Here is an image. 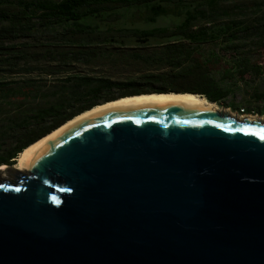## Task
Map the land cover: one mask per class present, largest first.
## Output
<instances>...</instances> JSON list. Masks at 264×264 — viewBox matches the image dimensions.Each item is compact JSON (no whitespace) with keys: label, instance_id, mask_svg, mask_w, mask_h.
Segmentation results:
<instances>
[{"label":"water","instance_id":"obj_1","mask_svg":"<svg viewBox=\"0 0 264 264\" xmlns=\"http://www.w3.org/2000/svg\"><path fill=\"white\" fill-rule=\"evenodd\" d=\"M240 116L180 98L70 124L0 175V264H264V118Z\"/></svg>","mask_w":264,"mask_h":264},{"label":"trees","instance_id":"obj_2","mask_svg":"<svg viewBox=\"0 0 264 264\" xmlns=\"http://www.w3.org/2000/svg\"><path fill=\"white\" fill-rule=\"evenodd\" d=\"M130 11L152 26L122 25ZM152 92L264 114V0H0V166L95 105Z\"/></svg>","mask_w":264,"mask_h":264},{"label":"bare ground","instance_id":"obj_3","mask_svg":"<svg viewBox=\"0 0 264 264\" xmlns=\"http://www.w3.org/2000/svg\"><path fill=\"white\" fill-rule=\"evenodd\" d=\"M180 98H185L186 101L190 104H203V105H211L213 107H216L220 109L217 105V103L210 101L206 96L200 95V94H195L191 92H180V93H175V92H169V93H158V92H152V93H144L140 95H132V96H124L120 97L119 99L113 100V101H108L104 103H100L98 105H95L94 107L80 113L79 115L75 116L74 118L70 119L67 121L64 125L56 129L55 131L51 132L50 134L44 136L40 140L36 141L35 143L31 144L27 148L22 151L18 157H17V163L15 164L16 168H19L20 163L24 160V157L26 154L33 150L34 148L38 147L40 144L44 143L51 137H54L57 133L68 127L72 123H77L81 121L85 116L89 114H96V113H101L102 111L118 105V104H139L145 101L149 100H156L160 103H172ZM222 110V109H220ZM234 115H237L233 113ZM242 117V116H240ZM2 168H6V164L2 165Z\"/></svg>","mask_w":264,"mask_h":264},{"label":"rangeland","instance_id":"obj_4","mask_svg":"<svg viewBox=\"0 0 264 264\" xmlns=\"http://www.w3.org/2000/svg\"><path fill=\"white\" fill-rule=\"evenodd\" d=\"M133 11L127 12L128 19L122 25H137V26H142V27L152 26L151 24L147 23L146 21L140 20V18H138L140 15L138 11H135L134 14L132 13ZM131 13H132V15H130ZM137 18H138V20H135ZM130 20H135V21L130 22ZM171 21L172 20L170 18L159 19V21L156 23V25L170 24ZM94 69H98L97 71H101V72H104L106 70V68L102 67V66H96V67H94ZM106 72L109 73L110 76L113 75V77H112L113 79H124V77L129 76L130 74H133L134 71L129 70V69H125L124 67H120V66H118V67L113 66L112 69H110ZM19 77H22V76H19ZM240 98H241V96L238 95L235 102L238 103ZM263 101H264V99H263ZM215 103H217V102H215ZM228 103H229V101L226 100L224 102L217 103V105L220 109H224V110H227V111H230L232 113L239 114L242 116H251V117L257 116V117H263L264 118V114L259 113V112H255V111L254 112H252V111L251 112H244L243 108H245V106L242 104L239 105V109H234ZM16 163H17V161H16ZM10 169H12V168H8L7 166H6V168H2V165H1L0 166V175H2L3 177H8Z\"/></svg>","mask_w":264,"mask_h":264},{"label":"snow or ice","instance_id":"obj_5","mask_svg":"<svg viewBox=\"0 0 264 264\" xmlns=\"http://www.w3.org/2000/svg\"><path fill=\"white\" fill-rule=\"evenodd\" d=\"M58 202V201H57Z\"/></svg>","mask_w":264,"mask_h":264}]
</instances>
